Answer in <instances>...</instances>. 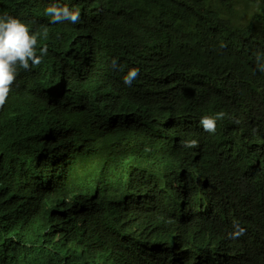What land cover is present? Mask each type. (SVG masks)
Returning a JSON list of instances; mask_svg holds the SVG:
<instances>
[{
    "label": "clouds",
    "instance_id": "clouds-1",
    "mask_svg": "<svg viewBox=\"0 0 264 264\" xmlns=\"http://www.w3.org/2000/svg\"><path fill=\"white\" fill-rule=\"evenodd\" d=\"M69 1L0 3V150L36 157L6 202L0 264H264V0ZM28 6L91 49L57 64ZM155 19L184 22L194 53L151 74ZM135 103L162 113L152 144L123 141L146 129Z\"/></svg>",
    "mask_w": 264,
    "mask_h": 264
},
{
    "label": "trees",
    "instance_id": "trees-1",
    "mask_svg": "<svg viewBox=\"0 0 264 264\" xmlns=\"http://www.w3.org/2000/svg\"><path fill=\"white\" fill-rule=\"evenodd\" d=\"M72 4L84 3V0H70ZM9 15L12 16L18 14V10L10 5V0H0ZM27 14L33 16L28 18L27 21H31L33 26L40 25L39 32L43 33L45 27L47 28L48 35L44 38L40 36L43 43L48 46L49 56L57 58V64L64 61L70 60L74 63H78V58L81 57V52H88L91 47L83 39L78 37V32L74 28L67 27L66 30H62L60 26H48L42 25L41 11L28 6L26 10ZM36 16V17H34ZM189 30L184 22L176 21V25L168 26L155 19L147 31L148 38V52L146 55L147 60H141L140 65L148 68V71L153 73H159L162 69H168L169 67L182 66L190 60L193 55V50L188 43ZM221 53V50L218 49ZM88 55V53H87ZM95 84L84 83V89L81 93L85 96L95 97L108 105L114 104V99L110 97L104 87ZM138 104H134V110H137L136 116L138 120H146L145 128L143 130H131L128 134L125 131L122 135L123 141L125 142L126 137L129 135L135 145L141 142L144 145L148 140L152 144L150 134L155 128H161L163 124L162 113H148L143 108H138ZM157 118V120H155ZM129 122L131 117H129ZM146 123L148 126L146 127ZM171 129L177 128L175 124L169 125ZM170 133L171 131L167 129ZM171 146L165 151L168 158L176 156L178 150L176 148V137L175 134L172 136ZM131 152V150H130ZM142 152V151H141ZM2 157H0V225L8 220L12 216L11 209L6 204L7 200L16 192H19L23 188V177L22 174L29 171L28 166L32 165L36 161V157L24 156L19 153H13L5 150H0ZM52 151L49 150L45 155H51ZM172 191V190H171ZM174 194H178V189H174ZM128 195H124L123 199L126 202ZM158 232L165 238L171 239V230L168 224L158 222L156 223Z\"/></svg>",
    "mask_w": 264,
    "mask_h": 264
}]
</instances>
